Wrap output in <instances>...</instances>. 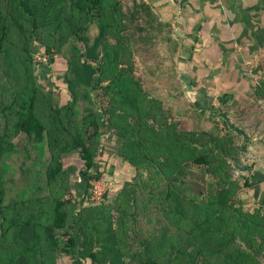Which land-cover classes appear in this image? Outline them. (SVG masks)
<instances>
[{
    "label": "trees",
    "instance_id": "obj_1",
    "mask_svg": "<svg viewBox=\"0 0 264 264\" xmlns=\"http://www.w3.org/2000/svg\"><path fill=\"white\" fill-rule=\"evenodd\" d=\"M196 16L187 61L208 27ZM173 22L146 0H0V264H264V200L242 197L261 144L226 126L232 94L217 97L210 124L203 109L174 115V103L189 106L178 55L191 33ZM37 51L64 65L56 105L36 79ZM262 53L247 98L258 106ZM250 112L245 127L264 107ZM73 153L79 195L63 162ZM112 159L133 174L94 203L90 182Z\"/></svg>",
    "mask_w": 264,
    "mask_h": 264
},
{
    "label": "rangeland",
    "instance_id": "obj_2",
    "mask_svg": "<svg viewBox=\"0 0 264 264\" xmlns=\"http://www.w3.org/2000/svg\"><path fill=\"white\" fill-rule=\"evenodd\" d=\"M127 1L124 0V3L127 4ZM147 1V0H146ZM219 1V0H218ZM218 5V6H216ZM221 6V5H220ZM219 2L211 6L210 12L212 16L204 17L209 19L206 29L203 33H200L199 38L196 40V49L193 53V56L190 60L187 61V54L189 53L191 47L190 44L186 47H183L182 53L178 55V77L183 81L184 92H186L188 97L184 101L188 103V107H183L177 105V102L174 103V115L176 111L182 113V109L187 108L186 110L194 108L200 111L203 109L204 113H207L208 119L204 120L203 125L211 123V117L218 115V106L217 97L222 93H229L233 95V98L230 100V105L232 106L233 116H226V126L228 128H236L238 131L244 130L248 133V137L256 138L259 141L258 146L261 144L260 149L264 150V115H260L256 121V124L251 126H243V117L248 108L249 116L244 118L246 121L255 119L256 111L259 112L263 106H258V103L254 102L248 103L247 98L251 97V85L253 81L254 70L250 67L255 65L262 58V52L264 51V29L253 28L251 25L245 27L243 22H233V13L231 11H224V7L219 9ZM168 15L166 16L170 19L169 15H172L175 10L169 9ZM178 11V10H177ZM180 13V11H178ZM177 12V13H178ZM203 13V12H202ZM163 19L164 17L161 16ZM254 19L256 15H253ZM259 20L264 21V12L259 14ZM205 18L203 19L205 21ZM258 19V18H257ZM255 24V23H253ZM259 25V24H258ZM264 25V24H263ZM261 25V26H263ZM260 26V25H259ZM260 26V27H261ZM184 40H188V37H184ZM194 39V34H193ZM195 42V40H193ZM161 42H165L164 40ZM261 42V43H260ZM158 48L154 49L155 56L159 60H166V57L158 53ZM161 52V50H160ZM262 53V54H261ZM45 55V54H44ZM43 54L37 51L34 55V71L37 76L39 85L42 86V89L47 93L50 99L56 105L57 102L62 99L63 90L61 84V74L64 70V65L62 62H49L45 58L43 60ZM156 59V60H157ZM138 63V61H137ZM138 65V72L141 78L148 79L149 75L147 71L140 65ZM53 77V78H52ZM54 79V80H53ZM190 81L195 82V88H191ZM147 82L145 83V86ZM149 85V84H148ZM155 83H151L150 86L153 87L155 91L160 92L159 88H154ZM61 86V89L56 87ZM156 93V92H153ZM251 95V96H250ZM194 99V101H193ZM253 100V98H252ZM245 101V102H244ZM180 103V102H179ZM249 104L251 106H249ZM173 108V107H172ZM243 111V112H241ZM255 113V114H254ZM264 114V113H263ZM210 117V119H209ZM231 117H234V121H231ZM176 118V117H175ZM185 118V117H184ZM224 118V117H223ZM222 124V120L219 123ZM250 125V124H249ZM259 131V134L255 137V133ZM24 138H19L16 142L20 146L22 145ZM103 146L107 151L112 150V145L110 143V137H107L103 141ZM264 159V152H262ZM261 156V152L258 154L257 158ZM63 162L65 165L74 164L76 166V172L72 174L71 184L75 188L76 195L82 193V187L84 185V177L80 176L77 173L79 170L80 161L76 157V154H67L63 157ZM104 162V159H102ZM257 164L256 166H258ZM104 166V163H103ZM102 166V167H103ZM104 173L101 179L97 180L94 183L96 185V194L95 196L100 197L98 200H93L94 203H99L106 196H109L115 191L118 187L117 185H123L128 182V178L133 174V170L130 166L125 163H122L120 160L112 159L109 162V166L105 165ZM16 173V172H15ZM239 180H241L239 178ZM254 187L257 188V183L254 184ZM253 186L249 189V192L242 194L243 199H250V204L255 199L262 200L261 196L257 197L255 188ZM252 198V201H251ZM109 199V198H108ZM248 201V200H247ZM68 260L63 258L59 261V264H68ZM94 264V263H91Z\"/></svg>",
    "mask_w": 264,
    "mask_h": 264
},
{
    "label": "crops",
    "instance_id": "obj_3",
    "mask_svg": "<svg viewBox=\"0 0 264 264\" xmlns=\"http://www.w3.org/2000/svg\"><path fill=\"white\" fill-rule=\"evenodd\" d=\"M152 4H155L157 9H160L161 12L164 13L165 16L168 15L169 9L175 12L172 15H169L170 18H174L175 24L177 23L180 28L185 29L186 33H191L188 35V40H184L183 47H186L190 44V47L193 45V33L196 31L199 22L195 24L193 27V17L196 21L203 20L205 17L204 15H210L211 6L215 3L219 2V9L222 10L220 7H224V11H231L233 13V22H243L245 27H249L251 25L253 28L257 29H264V21L259 20V14L264 12V0H147ZM221 5V6H220ZM218 6V5H216ZM180 11V13L178 11ZM178 12V13H177ZM204 13V15L202 14ZM253 15H256L255 19ZM160 15L159 17L163 19ZM199 17V18H198ZM258 18V19H257ZM209 21V19L205 18V22ZM173 22V23H174ZM185 22V23H184ZM255 23V24H253ZM263 26H259V25ZM185 25V26H184ZM176 26V25H175ZM263 43V41H261ZM260 42V43H261ZM262 151V150H261ZM264 152V150L262 151ZM261 152V156L258 158L256 162L255 171H254V181L251 187H254V184L257 183V188H255V192L261 196L262 200H264V159L261 157L263 156Z\"/></svg>",
    "mask_w": 264,
    "mask_h": 264
},
{
    "label": "built area",
    "instance_id": "obj_4",
    "mask_svg": "<svg viewBox=\"0 0 264 264\" xmlns=\"http://www.w3.org/2000/svg\"><path fill=\"white\" fill-rule=\"evenodd\" d=\"M45 58H46V55H44L42 59L45 60ZM97 180H99V179H97ZM97 180H93V181L90 182V184H91L90 191H89V200L90 201L98 200L99 198L102 197V196H100V197L95 196V194H96V185H94V183L97 182Z\"/></svg>",
    "mask_w": 264,
    "mask_h": 264
}]
</instances>
